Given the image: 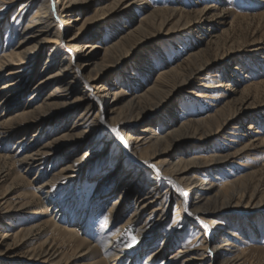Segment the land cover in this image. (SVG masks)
<instances>
[{"label":"bare ground","instance_id":"6f19581e","mask_svg":"<svg viewBox=\"0 0 264 264\" xmlns=\"http://www.w3.org/2000/svg\"><path fill=\"white\" fill-rule=\"evenodd\" d=\"M137 3L138 0H55L54 2L50 0H0V29L5 30L6 41L9 35H12L10 40L15 39L4 49L1 48L0 140L3 137H13L12 133L19 135L11 150L5 153L6 155H2L4 160L10 164L11 169H14L15 176L0 195V220L12 214L22 213L31 205L32 195L39 197L42 191H45L44 197L40 196L39 200L47 204L35 210L33 215L39 216L38 222L29 228L23 231L21 229L12 235L0 234V262L8 255L1 250V247L11 246L10 239L13 238L12 240L15 241L21 237L20 241L18 240L19 243L16 244L21 247L32 241L37 231L48 227L49 229L55 228L64 246L77 251L86 247L88 250L85 252L83 249L80 257L90 261V264H120L126 254L125 251L117 249L119 233L126 226L132 225L138 227V236H152L164 230L161 235L163 242L149 256V264H152L150 262L152 259H162L164 264H242L240 256L233 252L236 247L231 241L235 234H232L230 228L222 232L225 222L222 214L228 207L237 208L240 202L245 200V195H239L240 201L233 208L235 197L232 193L230 196H225L218 185L208 180L203 182L197 176L199 172L207 173L219 167L230 156L212 155L209 158L187 156L185 151L189 144L185 143L186 140L194 139L203 143L209 136L199 128L192 129L196 123H200L198 121L179 124L175 120L177 114L171 104L180 94L184 93V85H191L190 78H183L179 69L169 68L158 71L153 68L155 65L149 64L158 61L156 55L153 56L151 52H147L153 44L154 35L166 29L168 34H164L166 35L164 37H168L173 31L188 26L182 16L184 12L176 9L150 11L146 7L137 8ZM96 4L104 7L99 10L100 15L93 20L95 22L93 29L90 28V32L84 35L89 20L85 19L81 23L82 20L78 18L79 12ZM140 5L146 4L141 3ZM52 6L55 7L56 12L61 14V21L56 22L52 19L50 15ZM15 7H18L16 12ZM137 9H142L144 16L137 31L152 27L154 31H150L151 33L148 31L149 35L145 39L128 49H122L123 43L119 37L125 33L127 22L131 24L133 20H137ZM195 14L199 16V21L211 19L209 23H213L211 8H202ZM217 18L222 21L223 17L220 15ZM79 23L82 25L78 26L76 33L66 36L67 33L65 34L64 30H75V26L77 27ZM130 33L129 35L133 34ZM102 34L112 36L105 52L114 53L115 57H119L120 54L116 61L103 70L100 69L102 68L100 64L93 62L97 54V42L103 43ZM63 39L68 55H63L59 51V43ZM42 50H45L43 51L45 59L41 71H37L41 63ZM91 66L95 69L97 67L100 73L95 77L84 76L85 71ZM117 68L125 70V76L118 75L112 82L109 81L108 69ZM202 68L200 66L198 70ZM106 72L109 74H105ZM101 74H105L103 78H100ZM179 75L182 77L179 78L181 81L177 82L173 88H167L169 82L165 79L179 77ZM79 78L84 80V91L78 90V94H75L74 80ZM148 78V81L152 80L154 83L153 88L143 85L142 81ZM130 82L136 83V87L131 94H127L122 88L126 87L125 83L130 84ZM51 86L53 90L46 93ZM161 90L166 92V97H161L154 104L149 105L151 107L142 106L143 102L155 96L153 93ZM28 93H30V98L24 102L22 99ZM87 102L89 103L85 108L81 109L80 107L84 106L81 103ZM167 107L169 109H165ZM149 108L154 111L152 118L151 114L148 115ZM96 109H98L97 115L94 113ZM161 112L162 115H160ZM104 113L110 115V122L116 131L127 134L126 145H121L111 136L106 138L105 133H102L101 137L94 135L102 127V119L100 117L101 120H98V118ZM158 115L160 118L155 121ZM230 117L234 115H230L226 120L231 119ZM234 121H238L237 118H234ZM157 123L159 126L165 123L172 126L164 135H158ZM55 124H61L60 129L51 136H47L45 130ZM222 127V124H218L215 130L210 129L209 131L218 135ZM248 129H253V126H249ZM46 136L44 142L37 139ZM255 142L245 145L244 148L255 146ZM124 146H127L128 151ZM127 153L131 163L126 159ZM60 158L67 161V164L49 170L50 179L48 181H43L41 177H38L42 174L37 176L38 173L48 169L47 164L50 161H57ZM93 160H96L95 170L106 165L103 170L107 175L99 177L101 179L96 178L100 187L119 175L118 182H113L112 186L111 194L117 195L109 211L112 217L126 211L129 203L133 204L130 217L118 229V233L111 240L108 239L107 241H110L108 243H105L104 239L105 251L109 256L111 255L109 259H103L99 251L96 248L92 249L91 244L81 238L75 229H62L57 222L63 206H58L59 211H52L53 202L49 199L54 185H73L86 166L88 170L91 169L90 164ZM20 165L25 166V172L37 171L32 182L18 171ZM8 175L0 176L2 182ZM161 179L171 180L172 188H163V184H160ZM22 181H25L28 186H35L36 193H31L32 195L26 193L20 196V202L19 200L14 201L10 196L13 195L15 185ZM235 184L236 182H232L228 185L233 187ZM188 196H190L189 201H187ZM263 198L259 200L255 195H250L247 205L252 202L253 205L262 203ZM168 199L176 201L175 209H182L183 206L187 208V213L174 220H178L181 227L183 223L191 224L201 220L208 227L218 229L221 238L208 237L207 234H203L198 248H192L190 245L184 246L182 243L177 252L167 258L171 249V247H166L167 244L175 245L182 237V232H180L182 228L176 230L178 224L169 228L165 227L167 225L165 202ZM247 205L245 210L253 212V209H247ZM179 214L180 211L177 212V215ZM210 252L216 254L220 260L214 259L209 255ZM4 253L5 256L2 258ZM67 255L64 251L57 250L55 240L50 241V239L44 240L39 248L29 249L24 254L29 257L30 261H36L32 264H60L66 260ZM134 258L130 256L128 264L132 263Z\"/></svg>","mask_w":264,"mask_h":264},{"label":"rangeland","instance_id":"374dc122","mask_svg":"<svg viewBox=\"0 0 264 264\" xmlns=\"http://www.w3.org/2000/svg\"><path fill=\"white\" fill-rule=\"evenodd\" d=\"M50 1L54 2L55 0ZM141 3H145L146 5H140ZM103 7L102 5L96 4L89 9H84L79 12L80 15L78 18L82 20L81 23L85 19L89 20L88 25L85 27L87 31H83L85 32L83 33L84 35L90 32V28L91 30L93 29L95 24L93 20L100 15L101 12L99 10ZM145 7L150 11L154 9H176L184 12L182 16L184 22L188 23V26L173 31L172 35L168 36L169 38L164 37L166 36L164 34H168L166 33V29L159 32V34L153 33L155 34V37L152 38L153 44L147 52H151L153 56L156 55L158 61H153L149 64L151 66L155 65L153 68L158 71L169 68L179 69L184 76L183 78H190L191 85H184V93L180 94L171 104V107L177 114L175 120L179 124L187 121H198L200 123H196L194 125L195 128L193 127L192 129L199 128L209 136L203 143H199L198 140L194 139L186 140L185 143L189 145L185 152L189 157L199 158H209L212 155L219 157L230 156L219 167L213 168L207 173L199 172L197 176L203 182L208 180L218 185L222 188L223 195L225 196H230L232 193L235 197L233 208L240 201L239 195H245V202H240L238 207L234 209L228 207L226 212L222 214L225 218L222 232L230 228L232 234H235V237L231 241L236 247V250L233 252H236L240 256L242 264H264V202L254 205L252 202L250 205H247L250 195H255L259 200L264 197V0H138L137 8ZM52 8L50 12L52 19L54 21L56 20V22L61 21V14L58 11L56 12L55 7L52 6ZM202 8H211L212 24L209 23L211 19L199 21V16L195 13ZM17 9L18 7L14 8L15 12ZM136 15L137 20H133L131 24L127 22V26L124 29L125 33L119 37V40L123 43L121 46L122 49H128L130 46L145 39L150 31H154L153 27L145 28L144 31H137V27L144 17L142 9H137ZM220 15L223 17L222 21L217 18ZM8 21L9 23L11 22L10 19ZM81 23L77 27L75 26V30H64V33H67L66 36H71L76 33L78 26L82 25ZM98 35L100 36V34ZM101 36L103 37V43L97 42V54H95L93 62L97 63V65L100 64L102 68L99 66L98 68L103 70L116 61L120 57V54L119 57H115L114 53L105 52L106 47L110 45L107 44L110 42L112 36H107V34H102ZM6 37L5 30L0 29V55L4 47H7L9 43L15 41V39L10 40L12 35H9L8 41H6ZM65 46L63 39L59 43V51L63 55H68V50ZM43 51L45 52V50ZM44 52L40 56L41 63H39L37 71H41L42 63H44ZM156 52L157 54H154ZM200 66L203 68L198 70ZM97 70V67L95 69L91 66L85 71L84 76L92 75L95 77L100 73ZM108 71L110 73L108 79L111 82L118 75L125 76V70L123 69H108ZM109 73L106 72L105 74ZM105 74H101L100 78H103ZM180 77L181 75L179 77H172L173 79H165L169 82L167 88H173L177 82L181 81L179 79ZM148 80L149 78L143 80V85L153 88L154 83H152V80ZM74 81L76 84L73 90L75 94H78V90L84 91V80L79 78ZM125 86L122 89L127 94H131L132 90L136 87V83H125ZM52 90L53 86L46 93ZM153 94L155 96L143 102L142 106L144 105L146 108L151 107L149 105L154 104L161 97H166V92L162 90ZM25 96L22 99L24 102L30 98V93ZM89 102L85 104L81 103L84 106L80 108H85ZM169 107L165 109H169ZM97 112L98 109L94 110L95 115H97ZM153 112V109H148V115L151 114V118L154 116ZM160 115H162V112ZM230 115H234V117H230L231 119L227 121L226 118ZM159 118L160 116L155 121ZM234 118H237L238 121H234ZM98 120L102 121V127L94 134L96 137H101V134L105 133L106 138L111 136L116 142H120L121 145H126L127 134L120 133L117 136V131L112 126L108 113L99 116ZM61 124L48 127L45 130L47 136H51L59 130ZM157 124L159 127L157 129L158 135H164L169 127L172 126L168 123H165V126H159V123ZM218 124L223 125L218 135L209 131L210 129L215 130ZM251 125L253 129L249 130L248 128ZM138 129L140 130L141 128ZM12 135L13 137L11 138L3 137L0 140V157L6 155L5 153H8L17 141L19 135L17 133H12ZM47 136L37 139H40V142H44ZM251 142H255V146L244 148L245 145ZM124 147L128 151L127 146ZM126 156L127 161L131 163L128 153ZM53 162L50 161L47 164L49 166L47 170L37 174V176L42 174L38 177H41L43 181L50 179V173L48 174L50 172L49 170L60 168V166L67 164V161L61 158ZM94 165H96V160L91 161L90 166H92V170H88V166H86L73 185L53 184L54 189L49 194V199L53 202L54 208H52V211H59L60 208L58 206H63V209L59 213L61 215L60 219L57 222L59 226H62V229H75L81 238L91 244L92 249L96 248L99 251L103 259H109L111 255L109 256L105 251L104 239L105 243H108L110 241L107 240H111L118 233V229L130 217L129 214L133 204L129 203L126 211L118 213L116 217H112L109 211L117 195H113L111 192L113 184L119 180V175L100 187L97 184L98 181L96 178L107 175L105 170H103L106 165H102L96 170L94 169ZM24 169L25 166L20 165L18 171L22 172L23 176H26L27 180L32 182V178L35 177L37 171L25 172ZM13 170L10 164L4 160V157L0 158V176L2 174H9L4 182L0 179V195L6 185L14 178L15 174ZM232 182H236L233 186L234 188L228 185ZM160 184H163V188H172L171 180L161 179ZM42 192L39 193V197H44L45 191ZM26 193H36L35 186H28L25 181H22L15 185L13 195L10 197H12V200L18 201L20 196ZM185 193L187 192L185 191ZM39 197L32 195L30 199L31 205L22 213L12 214L9 217H5V219H1L0 234H16L21 229L23 231L35 224V222H38L39 216L33 215L35 210L47 205L43 201H40ZM189 197H187V201H189ZM175 203L176 201H170L169 199L165 202L167 207V225L165 227L167 228L180 223L178 220H174L188 212L184 206L182 209H175ZM246 205L247 209H253L254 211L249 212L245 210ZM177 206L180 207L181 205L177 204ZM178 211H180L179 215H177ZM84 218L86 219L83 221ZM195 222L191 224L183 223L182 227L180 226L181 224H178L176 230L182 228V231H180L182 232V237L175 245L173 243L167 244L166 247H171L167 258L177 252L182 243H184V246L190 245L192 248H198L203 234H207L208 237L215 236L214 238H221L218 229L208 227L201 220ZM124 229L120 231L117 245L115 244L118 251H125L126 254L121 259L120 264H128L130 256L135 257V261L132 260L130 264H149V256L163 242L161 235L164 233V230L152 236H138V227L129 225ZM12 239L9 240L11 246L3 245L1 247V250L5 251L8 255H6L7 257H4L5 253L2 255L4 259H2L0 264H32V262H36L30 261L29 257L24 256V254L29 249L39 248L44 240L47 239H50V241L55 240L57 250L60 252L64 251L68 254L66 260L60 264L91 263L80 257L83 249V251L88 250L86 247L77 251L64 246L58 233L55 232V228L49 229L45 227L42 231H37L34 239L28 242L27 245L25 244L21 247L16 246L21 237L15 241ZM209 255L214 259L220 260L214 253L210 252ZM150 262L152 264H164L162 259H152Z\"/></svg>","mask_w":264,"mask_h":264},{"label":"snow or ice","instance_id":"6c2138e0","mask_svg":"<svg viewBox=\"0 0 264 264\" xmlns=\"http://www.w3.org/2000/svg\"><path fill=\"white\" fill-rule=\"evenodd\" d=\"M116 134H117V136H119V135H120V133H119L118 131H117V133H116ZM121 139H123V138L121 137ZM153 167H154V166H153ZM105 219H106V218H105Z\"/></svg>","mask_w":264,"mask_h":264}]
</instances>
